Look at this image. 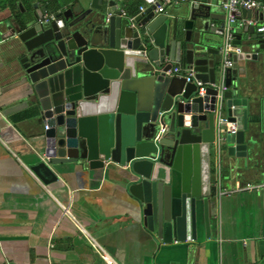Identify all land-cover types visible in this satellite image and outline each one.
Wrapping results in <instances>:
<instances>
[{"label":"water","instance_id":"water-1","mask_svg":"<svg viewBox=\"0 0 264 264\" xmlns=\"http://www.w3.org/2000/svg\"><path fill=\"white\" fill-rule=\"evenodd\" d=\"M188 2V12L157 13L149 4L130 19L119 0H69L47 22L40 20L46 6L42 14L11 17L0 6V40L11 38L10 47L20 50L17 81L38 121L48 126L30 169L49 183L71 168L116 165L143 225L164 243L197 237L199 206L208 233V208L218 189L211 181L216 89L207 86L203 97L194 96V82L167 71L184 64L203 83H219L224 21L213 29L211 2ZM241 12L251 16L250 9ZM244 29L256 52L264 49L254 26ZM232 60L223 110L237 132L226 135L221 153L231 168L254 171L259 140L249 129ZM161 126L165 131L156 138Z\"/></svg>","mask_w":264,"mask_h":264},{"label":"crops","instance_id":"crops-1","mask_svg":"<svg viewBox=\"0 0 264 264\" xmlns=\"http://www.w3.org/2000/svg\"><path fill=\"white\" fill-rule=\"evenodd\" d=\"M68 1L0 0V6L9 17L35 10L42 14V6L55 15ZM119 1L125 13L132 2L137 13L140 5L150 4ZM208 1L217 14L211 27L216 30L224 21L223 61L226 0ZM191 4H170L165 13L188 12ZM256 13L251 10V16ZM251 16L241 10L236 14L232 43L243 52L232 53V58L241 75L247 123L259 140L258 166L254 171L231 168L225 151L220 162L212 150L211 181L218 189L208 208L210 231L206 233L199 206L197 237L165 243L143 225L139 204L116 165L71 168L49 183L34 174L30 166L40 156L45 124L28 106L25 88L17 81L20 50L10 47L11 38L0 40V264H264V186L235 190L245 183H264V49L256 52L254 41L248 43L252 34L244 22ZM257 17L264 21V7Z\"/></svg>","mask_w":264,"mask_h":264},{"label":"built area","instance_id":"built-area-1","mask_svg":"<svg viewBox=\"0 0 264 264\" xmlns=\"http://www.w3.org/2000/svg\"><path fill=\"white\" fill-rule=\"evenodd\" d=\"M189 0H152L150 4H156L154 11L157 13H165L166 7L170 4H181L183 2H186ZM157 2V3H156ZM147 4L140 5L139 9L143 11L146 8ZM224 7L226 9V43L223 48V61H222V80L221 82L217 83H203L200 79L195 78V71L185 65H177L174 66L172 69H169L167 72L172 75L182 76L185 78V81L187 82H194L196 84V90L194 92V96H201L203 97L206 93L207 86L214 87L216 89L215 94V117H216V123H215V149H216V155L219 157L221 155V144L223 140L225 139L226 135L234 134L237 132V123L236 121H232L228 118V116L223 112V102H224V91L226 90L225 84H224V77L226 73V69L228 67L232 66V53L240 54L243 52L242 48L238 45H234L232 43V30H233V23L236 22V14L239 13L241 8H246L250 10L256 11V16H251L245 19V22L247 25L254 26L256 32L260 33L262 35V39L264 40V21L260 20L257 16L259 13V10L264 7V3L261 0H226ZM122 14L126 15V13L122 10ZM111 16V13L109 12L107 14V20ZM130 19L133 18V16H129ZM54 18V14H47L44 13L41 16L42 21H50ZM241 23V22H240ZM48 126L45 124V129H47ZM165 131V127L161 126L159 129L158 134L156 135V138H159L160 134ZM264 186V183L261 184H251V183H245L242 186H239L235 190H256L261 189ZM227 193L229 191L227 190H220V193ZM263 238H264V232H263ZM101 256L106 261L108 260V253L102 251ZM2 264H10L9 262L5 261Z\"/></svg>","mask_w":264,"mask_h":264},{"label":"trees","instance_id":"trees-1","mask_svg":"<svg viewBox=\"0 0 264 264\" xmlns=\"http://www.w3.org/2000/svg\"><path fill=\"white\" fill-rule=\"evenodd\" d=\"M132 3L126 5L127 6L126 13L129 16H134L137 13L136 10L134 8H132L134 6V4H132ZM124 5H125V3H124ZM4 6H6V4H4ZM47 11H48V9H47ZM48 13L52 14V13H54V11L50 10V11H48Z\"/></svg>","mask_w":264,"mask_h":264},{"label":"bare ground","instance_id":"bare-ground-1","mask_svg":"<svg viewBox=\"0 0 264 264\" xmlns=\"http://www.w3.org/2000/svg\"><path fill=\"white\" fill-rule=\"evenodd\" d=\"M246 9V8H245ZM241 10V9H240ZM249 26V25H248ZM182 65H184V64H182Z\"/></svg>","mask_w":264,"mask_h":264},{"label":"rangeland","instance_id":"rangeland-1","mask_svg":"<svg viewBox=\"0 0 264 264\" xmlns=\"http://www.w3.org/2000/svg\"><path fill=\"white\" fill-rule=\"evenodd\" d=\"M20 7V5H18Z\"/></svg>","mask_w":264,"mask_h":264}]
</instances>
